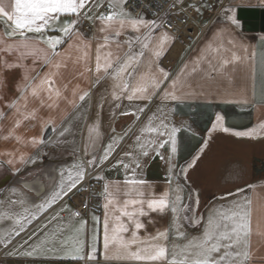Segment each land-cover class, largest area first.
Returning a JSON list of instances; mask_svg holds the SVG:
<instances>
[{
	"label": "crops",
	"instance_id": "crops-1",
	"mask_svg": "<svg viewBox=\"0 0 264 264\" xmlns=\"http://www.w3.org/2000/svg\"><path fill=\"white\" fill-rule=\"evenodd\" d=\"M232 1L235 11L237 8L264 9V0ZM4 2L7 10L11 11L13 0H4ZM106 11L107 2L104 11L102 9L101 12ZM73 18L61 19L63 21ZM98 28L99 22L94 37L83 36L84 40L91 43L87 65L92 71H85L84 60L76 62V58L81 56L82 52L68 48L69 43H79L73 37L70 41L65 39L57 49L62 53L66 50L70 53L69 58L63 60L59 69L42 66L39 60L33 64L32 58L29 57L23 61L26 67L4 71L0 77V111L3 112V117L0 118V183L7 182L0 189V217H3L0 218V264L14 262L16 264H142L137 261L106 260L102 244V228L98 229V239L95 242L96 259H87V254L93 245V216L103 219L105 199L103 197L101 200L99 210H91L87 218L72 217V207L64 200L69 192L65 195L61 190L60 174L64 173V183H68L66 178L69 170L73 173L78 170L74 167L77 159L79 164H83L85 173L97 171L96 175L103 177L100 180L104 185L108 182H119L121 192L125 190L123 184L125 178L129 177L146 182L141 186L145 199L153 195L159 198L165 191L169 193V208L163 214L149 212L148 215L140 217L145 228L139 231V235L145 237L149 234L154 236L157 231L168 229V240L161 242L167 244L169 254L174 244L183 246L192 237L200 236L209 214H214L217 209L233 208V202L245 203V200H250V204H245L246 209L251 211L249 250L252 259L247 264H264V175L259 173L253 177V163L257 167L264 164V128L260 127L264 123V34L246 33L241 29L240 22L236 25H231L228 21L216 24L179 64L177 53H170L173 39L167 34L171 39L166 41L164 51L159 58L152 57L151 51L145 50V56L141 58L145 66L137 69V76L149 71L146 58L155 59L151 71L156 72L158 65L170 74L169 80L160 90L163 91L164 87L170 86L171 79L177 77L181 69L187 65L186 75L180 77L182 86L176 90V95L181 99L162 100L157 94L149 103L146 100L129 101L123 96L119 100L113 98L114 92L120 94V88L114 87L116 81L111 77H105L103 71L99 73L95 71L96 46L98 43H103V33H100ZM7 30H10L8 24L3 17H0V34ZM146 31L143 28L140 32L126 29L119 37L123 45L120 54L123 55L128 50L124 42L129 38L133 40V51L138 52L140 44L135 41V37L143 38ZM164 33L160 27L152 32L150 49ZM46 35L59 36L61 33L49 31ZM11 39L18 40L19 37ZM228 40L234 42V50L239 55H244V48H247L249 53L254 52V60L227 66L228 75L209 74L208 66L201 57L205 55L210 44L216 47L223 43L225 48H232L233 46L227 43ZM41 47L46 46L41 45ZM110 50L116 52L114 44ZM0 55L13 62L17 54L0 53ZM166 58L170 59L173 67L162 64V60ZM53 59L61 58L53 57ZM194 67L196 71L193 72ZM48 72L57 73L52 79L55 81V88L61 92V97L58 99L53 93L54 107H48L53 101L47 98V92H42L41 97L34 98L30 90L26 93L27 106L25 107L23 100L19 101V113L6 106L10 101L21 96L24 91L25 75L35 77L39 73L43 76ZM98 76L104 78L97 82ZM123 79H128L127 73ZM85 92L88 95L80 101L79 96ZM245 100L248 102L244 103ZM145 105L147 108L143 113L137 112V109ZM33 109H35V118L29 116L28 119H24V115H28ZM153 113L157 117L153 121L154 125L159 123V119L167 117L165 123L180 129L177 134L178 153L173 155L171 161L175 165L171 184L168 182V157L172 155L170 145L159 149L164 157L161 159L151 150L154 146L148 144L156 139L157 134L141 132ZM218 114L223 116V126L229 128V132L221 131L219 126L213 129ZM17 120L21 121L20 126L11 132ZM49 120L52 122L48 123ZM251 129H256L252 137L234 135L235 132ZM47 130H50V135L44 139ZM137 136H140L141 143L148 145V156L139 155L141 149L136 145ZM15 137L21 139L17 140ZM33 137L38 140L43 138V143L31 144ZM205 141L207 146L201 152L200 149ZM109 144L112 145L113 150L108 153L106 159H101ZM216 147L223 148L226 155L230 156L229 159L225 158V154L220 157L215 152ZM126 152H132L138 157L140 167L132 164L126 171L123 165H117V161L121 159L125 163L130 162L124 155ZM194 157L199 159L196 160L194 167L188 169L187 179L179 180L181 191L177 192L175 174L180 172L181 166L192 161ZM89 160H94L95 163L89 165ZM215 171L217 174L214 185L209 182V177L214 175ZM238 189L243 191L238 192ZM57 192L60 195L53 201V194ZM177 195L181 197L179 207L188 206L186 211H178L175 214L180 224L179 231L184 232L186 238H177L175 230L171 227L174 218L171 202L175 201ZM119 199L123 200L125 197L120 195ZM145 210L148 211L146 205ZM185 216L189 217V220H185ZM200 218H203L200 226L193 227L190 221ZM17 219L23 224L22 230L20 224L16 223ZM81 220L87 223L83 231L77 234L75 230ZM16 232H19V235H16ZM125 235L130 236V233ZM77 238L83 241L85 256L83 260L73 259L70 254L76 246ZM36 245L40 247L34 251ZM25 252H33V255H24Z\"/></svg>",
	"mask_w": 264,
	"mask_h": 264
},
{
	"label": "snow or ice",
	"instance_id": "snow-or-ice-1",
	"mask_svg": "<svg viewBox=\"0 0 264 264\" xmlns=\"http://www.w3.org/2000/svg\"><path fill=\"white\" fill-rule=\"evenodd\" d=\"M128 0H107V11L99 12V9L104 7V0H13L11 5V11L7 10L4 0H0V17L5 19V23L8 24L10 30L0 34V53H16L15 61L10 62L4 59L0 55V77L4 71H10L15 68L26 67L23 61L31 57L33 64L38 60L41 61L42 66L47 65L49 68L59 69L63 60L69 58L70 53L57 51L58 47L65 42V39L69 41L75 37L79 43H69L68 48H75L77 51L82 52L81 56L76 58V62L80 60L85 61V71H92L87 65L89 59V50L91 49L90 41L83 39V34L77 28V25L81 20H89L92 22H99L98 31L103 33V43H98L96 46L95 56V71L97 73L103 71L105 77H111L116 83L114 87L120 88V94L113 93L114 99L124 98L129 101L132 100H146L149 103L152 98L157 94L160 95L162 100L171 99L173 101L181 99L176 95V90L181 87L180 77L186 75L185 69H181V72L177 77L171 79L170 86L164 87L163 91H160L166 81L169 80L170 74L163 68H159L157 65V71L152 72V66L155 64V59H147V73H141L137 76V69L145 66L141 60L145 56V50H150L152 57L159 58L164 51L166 41L171 39L167 33L162 34L158 42L153 45L152 32L156 28L160 27L155 20H145L143 17L136 18L131 15L130 12L124 7ZM194 7V5H193ZM222 11L225 19L231 25H236L238 22L235 19L233 7L224 6L221 4ZM199 11V9H196ZM99 12V15H96ZM92 13V15H89ZM62 17H74L73 19H65L62 21ZM10 22V23H8ZM132 29L135 32L146 29L143 38L140 36L135 37V41L140 44V50L138 52L133 51V40L129 38L124 43L127 44L128 50L121 55L123 45L119 41V37L125 33L126 29ZM49 31H58L61 33L59 36L46 35ZM35 34L29 36L28 34ZM19 37L18 40H12L13 37ZM7 38V39H6ZM229 45L232 48H225L223 43L213 47L211 44L208 46L205 55L201 57V60L208 66L207 71L209 74L219 73L222 75H228L226 69L229 65H235L240 62L253 61L255 53H249L247 48L243 49L244 55H239L234 50V42L228 40ZM113 44L115 45L116 52L111 51ZM44 45L46 47H41ZM108 49V51H102ZM53 57H60V60H54ZM131 69V71H129ZM34 70V69H33ZM111 70V71H109ZM234 70V69H233ZM192 71H196L194 67ZM253 77L255 76V66H252ZM125 73H127L128 79H123ZM57 73L48 72L43 76L39 73L35 77L25 75L24 91L21 96L15 100L10 101L6 106L15 109L17 113L20 112L19 101L23 100L25 107L27 106L29 92L32 97H41L42 92L48 93V99L53 102L48 105L49 108L55 106V100H53V93L58 99L61 97V92L58 88H55V81L52 79ZM104 77H97V82ZM38 81V82H34ZM131 81V83L129 82ZM67 86H65L66 88ZM75 95V93H74ZM88 95L85 92L79 96V100L83 101ZM247 103L248 101H243ZM41 103L43 99L41 98ZM74 103V102H73ZM147 108L145 105L142 108L137 109V112L143 113ZM127 115L129 113H122ZM136 115V113H132ZM29 116L35 118V109L28 115H24V119H28ZM3 117V112L0 111V118ZM137 119L139 116L137 115ZM157 119L156 114L153 113L148 119V123L141 129V132H149L157 134L156 139L151 140L148 144L153 145L152 151L156 155L163 159L162 153L159 149H163L166 145H170L171 154L168 157L169 160V176L168 182L171 184L173 179V169L175 165L171 163L173 155L178 153V140L177 134L180 131L175 126H169L165 123L167 117L159 119L158 124H153V121ZM223 116H216V124L213 125V129L219 126L220 130L227 133L229 128L223 126ZM52 121L49 120L48 123ZM21 121L17 120L13 130L20 126ZM264 128V123L260 125ZM10 132V135H11ZM256 132V129H251L244 132H235L237 137H252ZM166 137V139H161ZM8 138V137H6ZM20 140V137H15ZM31 144L43 143V138L39 140L35 137L31 138ZM136 145L141 149L139 155L148 156L149 147L146 144L141 143L140 136L136 137ZM207 146V141L200 149ZM112 145L109 144L105 150L104 156L101 159H106L108 153L111 152ZM125 157H128L130 162L125 163L123 159L117 161V165H123V168L127 171L131 168L132 164L136 167H140V161L137 156H134L132 152H126ZM23 160V157H21ZM199 157H194L192 161L186 162L184 166H181L180 172L175 174L177 180L176 191H181L179 180L181 178L187 179L188 169L195 166L196 160ZM94 160H89L88 164H94ZM78 169L75 173L69 170L67 175L68 183H64V173L61 172V190L66 195L76 188L77 184L81 182L85 175V169L83 164L74 165ZM132 176H135V169H132ZM103 179V177H98ZM146 182L135 178L126 177L123 182L125 190L121 192L119 182H108L104 185V199L103 204L104 216L101 220L99 217L93 216L94 228H93V245L91 250L87 254L88 260L96 259V247L95 242L98 239L97 232L99 228H102V244L104 249V258L126 261H137L142 264H247L252 259V253L250 249V209H246L245 204H250V200H245V203L233 202V208L222 210L217 209L214 214H209L206 222L203 224V232L198 237H192L183 246L174 244L172 246L171 254L166 243L161 241H167L169 237L168 229L163 231H157L156 235H147L141 237L139 231L145 228V224L141 221L140 217L148 215L149 212H159L163 214L166 209L169 208L170 202L168 199L169 193L165 191L159 198L154 195L151 198L145 199V193L141 189V186ZM66 189V191H65ZM238 192L243 191L238 189ZM60 195L59 192L54 193L52 200ZM123 195L125 199L120 200L119 196ZM181 197L176 196L175 201L171 202V211L174 214L171 227L175 230V236L177 238H186L184 232H180V224L178 222V216L175 215L178 211H186L188 206L184 205L183 208L179 207V201ZM51 203V202H50ZM198 203V201H197ZM145 205L148 211L145 210ZM27 211V210H25ZM79 216L80 213H75ZM3 218V217H0ZM185 220H189V217L185 216ZM203 218L192 219L190 221L193 227L200 226ZM151 222V221H150ZM17 224H20L21 230L23 224L20 223V219H17ZM87 222L81 220L80 225L76 228L77 234L81 233ZM126 233H130V236H126ZM19 235V232L15 233ZM43 243V241H41ZM74 248L70 254L73 259H85L83 241H79L78 238L75 241ZM40 245L34 247L39 248ZM135 248V250H133ZM109 253H112L109 255ZM24 255L31 256L33 252H25Z\"/></svg>",
	"mask_w": 264,
	"mask_h": 264
},
{
	"label": "built area",
	"instance_id": "built-area-1",
	"mask_svg": "<svg viewBox=\"0 0 264 264\" xmlns=\"http://www.w3.org/2000/svg\"><path fill=\"white\" fill-rule=\"evenodd\" d=\"M232 0H128L124 5L133 17L155 20L160 28L172 37L171 54L177 53V63L184 60L205 38L211 28L225 23L221 4L229 6ZM107 0H105L104 5ZM194 5V7H193ZM199 9L197 11L196 9ZM104 7L99 9L101 12ZM96 12V15H99ZM98 22L81 20L79 31L92 38ZM164 66L173 67L170 59L162 60ZM177 65V64H176ZM97 171L86 172L83 180L65 197L72 207V217L85 219L91 210H99L104 197V183L98 179ZM80 213L76 216L75 213ZM13 264H16L15 262Z\"/></svg>",
	"mask_w": 264,
	"mask_h": 264
},
{
	"label": "water",
	"instance_id": "water-1",
	"mask_svg": "<svg viewBox=\"0 0 264 264\" xmlns=\"http://www.w3.org/2000/svg\"><path fill=\"white\" fill-rule=\"evenodd\" d=\"M235 18L240 22L241 29L246 33H262L264 34V9L259 8H237ZM50 135V130H47L44 139ZM7 182L0 183V189Z\"/></svg>",
	"mask_w": 264,
	"mask_h": 264
},
{
	"label": "rangeland",
	"instance_id": "rangeland-1",
	"mask_svg": "<svg viewBox=\"0 0 264 264\" xmlns=\"http://www.w3.org/2000/svg\"><path fill=\"white\" fill-rule=\"evenodd\" d=\"M232 2H233V1H231L230 6L233 7V8L235 9V6H232V5H233ZM235 12H236V11H235ZM235 12H234V15H235ZM216 149H217L218 151L215 150V152H217L218 155H220V157H221L222 155L225 154V155H224L225 158H226V159H227V158L229 159L230 156L226 155V153H225V151H224L223 148H220V147L217 148V147H216ZM75 163H76L75 165H78L80 162H79L78 159H77V160H75ZM216 171H217V170H216ZM216 171H215L214 175H212L211 177H209V182H210V183H213L214 185H215V182H216V181H215V180H216V178H215L216 176H215V175L217 174Z\"/></svg>",
	"mask_w": 264,
	"mask_h": 264
},
{
	"label": "trees",
	"instance_id": "trees-1",
	"mask_svg": "<svg viewBox=\"0 0 264 264\" xmlns=\"http://www.w3.org/2000/svg\"><path fill=\"white\" fill-rule=\"evenodd\" d=\"M259 168L257 167V165L255 163H253V177L259 175Z\"/></svg>",
	"mask_w": 264,
	"mask_h": 264
},
{
	"label": "flooded vegetation",
	"instance_id": "flooded-vegetation-1",
	"mask_svg": "<svg viewBox=\"0 0 264 264\" xmlns=\"http://www.w3.org/2000/svg\"><path fill=\"white\" fill-rule=\"evenodd\" d=\"M259 168V172L258 173H260V174H262V175H264V164H262L260 167H258Z\"/></svg>",
	"mask_w": 264,
	"mask_h": 264
}]
</instances>
